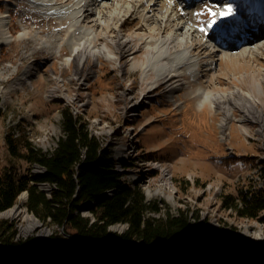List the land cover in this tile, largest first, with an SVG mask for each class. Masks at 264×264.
Masks as SVG:
<instances>
[{"label": "rangeland", "instance_id": "374dc122", "mask_svg": "<svg viewBox=\"0 0 264 264\" xmlns=\"http://www.w3.org/2000/svg\"><path fill=\"white\" fill-rule=\"evenodd\" d=\"M8 1L0 0L1 10L7 7ZM175 1H178L176 7L181 10L179 7L182 6L180 3L183 1ZM227 4L232 6L235 12L245 13L247 16L248 11L255 12L257 2L228 0ZM9 6L11 18L9 26L14 35L21 26L37 31L39 37L58 30L59 26H55L58 22L30 6L28 0H15ZM201 6L199 28L203 26L207 29L206 32L210 33L211 30L221 26L224 17L219 16L220 7L214 0L203 2ZM209 10L217 15H209ZM212 20L215 21L213 26L206 27ZM125 27L126 25L122 28ZM60 35L65 36L67 32L62 30ZM23 40L25 39H19L15 35L9 43L0 44V69L5 67L3 75L0 76V96L1 90L6 88L9 91L5 94L10 96L9 100L0 102V168H11L16 175L29 173L30 162L23 157L27 151L28 137L32 139L31 143L38 150L49 152L62 132L60 110L68 106L86 123L103 149L116 156L114 159L117 163L120 160L131 162L127 167L119 166L122 169L121 173L129 181L136 180L147 201L158 204L160 209L148 212L150 216L156 218H164L167 214L177 216L181 209L186 210L189 221L204 223L212 238L217 239L220 229L232 234L231 241L227 244L230 247L227 250L230 252L242 256L245 249H253L255 246V250L250 251L264 258V244L256 246L254 245L256 237L252 238L259 233L264 239V223L261 221L264 217V209L260 211L258 218H247L238 216L235 211L222 206V198L226 195L237 196L248 193L264 198V139L257 131L256 123L243 122L241 125L239 120L233 119L230 121V128L224 132V136L227 137L222 140L218 129L221 113L208 107L199 111L190 100L175 106L165 97L156 95L150 97L151 103L139 102L137 106L125 110V107L139 96L138 71L131 70L123 75L114 65L115 63L105 59L100 64L92 66L90 64L94 73L84 84H79L78 77H68L74 71V63L72 61L64 65V54L69 53L65 45L58 52L59 55L54 51L41 49L39 38L35 41L26 40V45ZM196 52L204 55L207 50L199 47ZM136 56L140 58L142 53L138 51ZM207 58L205 56V59ZM219 62L220 68H217L216 72L210 71L211 74L201 77V79L208 78L203 80L206 86L214 82V90L219 91H225L231 86L230 79L245 88L252 87L250 83L258 80L261 76L260 68H264V56L247 62ZM6 63H11L12 66L7 67ZM34 64L36 74L40 72L41 75L39 77L35 75L31 85H22L21 72L26 66ZM52 71L61 73L62 80L51 77ZM243 72L246 73L245 79L242 81L233 79L235 74ZM13 77L16 79L13 80ZM54 85L64 92L66 97L48 96V88ZM124 86L132 88L129 96L122 94L121 90ZM179 95L185 98L183 90L179 91ZM140 98L137 101H140ZM233 113L236 117L237 111ZM8 114L11 115L8 122L12 121L22 132L21 137L13 138L16 154L9 150L5 139L6 134L11 130L6 126ZM231 156L242 159L230 165L219 163L220 159L232 158ZM147 160L164 162L170 170L168 180H162L158 169H147L143 163ZM38 187L45 193L48 192L44 185L38 184ZM22 192L24 200L20 207L31 213L25 205L27 191ZM17 201L18 196L14 203ZM84 207L85 205L80 210L81 214L94 220L90 209ZM0 218L13 221L18 237L22 240L43 234L37 233L41 229H48L46 236L55 229L53 224L36 217L40 223L38 228L24 234L21 227H24L26 222L22 219V211L12 217ZM58 228L62 230L61 227ZM109 229L119 233L126 229V225L113 224ZM243 230L248 233L245 240L240 238ZM191 238L193 237L189 234L186 239L180 238L177 243L169 247L164 248L165 244L156 247L153 255L158 254L155 258L159 260L168 255L171 258L176 247L187 245ZM117 253L119 255L113 257L112 264L117 261L127 264H152L150 261L124 260L122 254L120 255L118 251Z\"/></svg>", "mask_w": 264, "mask_h": 264}, {"label": "bare ground", "instance_id": "6f19581e", "mask_svg": "<svg viewBox=\"0 0 264 264\" xmlns=\"http://www.w3.org/2000/svg\"><path fill=\"white\" fill-rule=\"evenodd\" d=\"M181 1L183 2L180 3L182 6L179 10L176 7L178 1L175 0H28L30 6L48 18H54L58 22L55 24L59 26L58 30L39 37L40 34L37 31L21 26L15 35L19 39H25L24 44L26 40L35 41L39 38L40 48L54 51L55 54L60 52L65 45L69 53L64 54L63 63L64 65L72 61L74 63V71L68 77H78L79 84H84L94 73L90 64L91 66L100 64L105 59L115 63L114 65L123 75L131 70L138 71L139 96L127 105L125 110L137 106L139 102L151 103L150 97L153 98L156 95L165 97L175 106H180L186 100H190L194 102L195 108L199 111L208 107L221 113L218 129L222 140L227 137L224 136V132L230 128V121L233 119L239 120L241 125L243 122L256 123L257 131L264 139V99L259 97L264 98V68H260L261 76L258 80H253L250 83L252 87L247 88L230 79L231 86L227 90L224 89L225 91H219L214 90V82L206 86L203 80L208 78L201 79L204 75L216 72L217 68H220L219 61L247 62L264 56V0H247L251 3L257 2L255 12L248 11L247 16L245 13L235 12L233 8V14L224 17L221 26L216 30H211L210 33L206 32L207 29L205 32L199 30V15H197L202 8L201 3H207L208 0ZM214 1L219 4L218 13L228 6V0ZM13 2L15 0L8 1L9 4ZM9 4L4 10L0 9L1 45L9 43L15 37L9 26L11 19ZM135 19L137 20L134 21ZM127 25L131 26L127 27ZM61 26L65 28H60ZM62 30L66 31L67 35L61 36ZM140 30L142 32H138ZM199 47L207 50L206 54L199 55V52H196ZM138 51L142 53L140 58L136 56ZM205 56L208 58L205 59ZM5 65L12 66L11 63ZM4 70L5 67L0 69V76L3 75ZM12 71L15 72L14 69ZM245 74V72L235 74L233 79L242 81L246 77ZM35 75L37 77L41 75L40 72L36 74V65L26 66L21 72L20 83L31 85ZM50 75L54 79L62 80L61 73L52 71ZM12 79L15 80L16 77ZM57 89L55 85L49 87L48 96L66 97L64 92ZM180 90L184 91L185 98L180 97ZM1 91L0 102L4 103L10 99V96L5 94L9 90L6 88ZM121 92L129 96L132 88L124 86ZM139 97H141L140 101H137ZM235 110L237 111L236 117L233 113ZM7 116L6 126L11 128L8 134L13 138L21 137L22 132L19 128L14 126L12 121L8 122L11 115ZM58 137L49 152L57 145ZM31 141L32 139L28 137L31 146L38 149ZM44 153L48 152L44 151ZM112 157L116 159V156ZM143 163L149 170L158 169L162 180H168L170 170L164 162L147 160ZM120 165L116 161L114 166V170L120 172V180L126 184L135 183L136 180L132 182L125 178L121 173ZM30 168L32 173H41L45 170L43 165L35 161L30 163ZM41 184L50 194V184L39 183ZM48 192L46 191V194ZM106 193L111 194L112 191L109 190ZM167 195L170 196V194ZM23 200L24 193L22 192L18 195L16 203L0 211V217H12L22 211V219L26 223L24 227H21V231L26 234L36 230L40 223L34 214L20 207ZM86 207L87 204L84 208ZM47 232L48 229L37 231L43 234ZM247 236V231L243 230L240 238L245 240ZM187 237H179L176 241L165 245L164 248L177 243L180 238L186 239ZM254 237H256L254 245L264 244L261 234L253 235L252 238ZM204 238L207 240L206 236ZM255 248L254 246L253 249H249L255 250ZM157 255L154 254L148 261L158 264L161 259L155 258ZM163 258H170V255ZM115 264L127 263L117 261Z\"/></svg>", "mask_w": 264, "mask_h": 264}, {"label": "trees", "instance_id": "16d2710c", "mask_svg": "<svg viewBox=\"0 0 264 264\" xmlns=\"http://www.w3.org/2000/svg\"><path fill=\"white\" fill-rule=\"evenodd\" d=\"M60 111L62 133L53 150L44 153L26 141L23 157L43 165L44 172L16 175L11 168H0V211L12 206L25 190L27 210L55 229L46 237L22 240L15 223L0 218V264H111L117 251L130 261L134 259L132 254L148 256L154 247L185 234H193V238L158 264H264V258L255 252L245 251L238 256L224 248L232 234L222 229L218 232L222 241L216 245L204 224L189 221L186 210L181 209L177 216H150L148 212L160 209L158 204L146 200L137 182L126 184L120 180V172L114 170L116 160L79 115L68 106ZM5 139L9 150L16 154L13 137L6 134ZM240 159L226 157L219 163L230 165ZM119 163L127 167L131 162ZM42 182L50 184L49 195L38 187ZM109 190L111 194L106 193ZM85 204L94 220L81 214ZM222 206L238 216L258 218L264 198L248 193L226 195ZM261 221L264 223V217ZM118 223L126 224V229L119 233L109 229Z\"/></svg>", "mask_w": 264, "mask_h": 264}, {"label": "water", "instance_id": "95a60500", "mask_svg": "<svg viewBox=\"0 0 264 264\" xmlns=\"http://www.w3.org/2000/svg\"><path fill=\"white\" fill-rule=\"evenodd\" d=\"M204 228L206 229V225L204 224ZM208 231V230H207ZM47 234V233H46ZM189 234H185V235H176V236H174V237H172L171 239H169L166 243H164L165 245H168L169 243H171V242H173V241H176L179 237H187ZM193 234H191V236H192ZM38 236H44V237H46V235L45 234H38V235H35V237H38ZM203 237L204 236H206V238H207V240L209 241L210 239L207 237V235H202ZM208 236L210 237V238H212L210 235H209V232H208ZM217 236H218V234H217ZM218 239H214V238H212V239H214V241L216 242L215 244L217 245V242H220V241H222V239L221 238H219V237H217ZM232 238V237H231ZM231 241V240H230ZM230 241H228L227 243H226V246L225 245H223V247L224 248H226V249H230V247H228L227 246V244L230 242ZM164 244H160V245H158V246H156L157 248L158 247H162V246H164ZM219 244V243H218ZM221 244V243H220ZM156 247H154L153 248V250L151 251V253L148 255V256H143V257H137V256H135L134 254H132V256H133V258L134 259H136V260H138V261H145V260H148L149 258H151L152 256H153V253H154V249H156ZM233 250H238V249H233ZM245 251L246 252H253V251H250V249H245Z\"/></svg>", "mask_w": 264, "mask_h": 264}, {"label": "snow or ice", "instance_id": "6c2138e0", "mask_svg": "<svg viewBox=\"0 0 264 264\" xmlns=\"http://www.w3.org/2000/svg\"><path fill=\"white\" fill-rule=\"evenodd\" d=\"M233 11H234V10H233L232 6H230V5H229V6H226V7H225V8L219 13V16H220V17H229V16H231V15L233 14ZM197 15H199V13H197ZM209 15L216 16L217 13H215V12L212 11V10H209ZM214 23H215L214 20L209 21L207 27H208V28H211V27L213 26ZM199 30H200L201 32H205V31H206L205 27H203V26H201Z\"/></svg>", "mask_w": 264, "mask_h": 264}]
</instances>
